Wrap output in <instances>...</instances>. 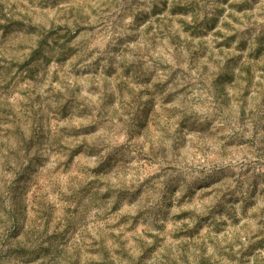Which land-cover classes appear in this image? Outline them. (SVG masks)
I'll return each instance as SVG.
<instances>
[{"label": "rangeland", "instance_id": "rangeland-1", "mask_svg": "<svg viewBox=\"0 0 264 264\" xmlns=\"http://www.w3.org/2000/svg\"><path fill=\"white\" fill-rule=\"evenodd\" d=\"M0 264H264V0H0Z\"/></svg>", "mask_w": 264, "mask_h": 264}]
</instances>
